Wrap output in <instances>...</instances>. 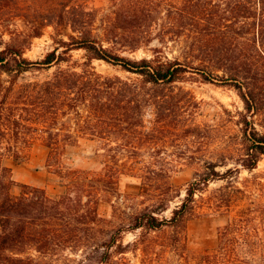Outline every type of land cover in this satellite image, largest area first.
Segmentation results:
<instances>
[{
  "label": "trees",
  "instance_id": "1",
  "mask_svg": "<svg viewBox=\"0 0 264 264\" xmlns=\"http://www.w3.org/2000/svg\"><path fill=\"white\" fill-rule=\"evenodd\" d=\"M171 15L180 21L160 27L98 26V12L83 3L71 6L70 1L51 0L46 6L43 0H0V264H42L31 250L43 259L68 249L94 252L101 246L113 247L117 235L104 242L98 234L105 221L99 205L109 184H118L116 175L125 170L142 179L140 194L152 202L134 213L130 230L184 231L191 219L227 214L218 244L203 252L199 264H258L244 256L255 260L262 251L238 249V233L253 228L254 212L249 208L246 218L233 214L234 203L246 194L236 185L241 168L222 173L217 168L226 163L208 161L172 216L161 217L175 190L169 173L158 171V164L164 166L167 160L154 154L145 159L140 149L153 147L160 134L201 138L204 127L198 120V102L179 86L200 75L203 81L236 88L245 102L247 113H241L240 121L244 149L237 163L249 171L258 167L264 155V132L251 118L260 115L264 122V0H184ZM149 16L141 11L125 17ZM50 26L58 33L72 32L68 39H55V48L44 58L26 57L30 41L42 37ZM154 41L160 46L151 49V58L133 59L118 51L135 52ZM172 44L178 54L162 57ZM74 51H85V61H75ZM95 60L119 66L132 76L103 74L96 70ZM54 66L55 71H42ZM4 74L8 79L1 78ZM150 111L154 119L148 129ZM81 139L103 146L108 158L104 173L61 164L66 148ZM38 143L49 149L51 166H56L65 185L60 196L18 183L6 165L10 158L25 161ZM111 159L117 163L111 165ZM122 160L126 161L119 165ZM217 181L227 185L205 196ZM17 185L22 188L18 195L12 193Z\"/></svg>",
  "mask_w": 264,
  "mask_h": 264
},
{
  "label": "rangeland",
  "instance_id": "2",
  "mask_svg": "<svg viewBox=\"0 0 264 264\" xmlns=\"http://www.w3.org/2000/svg\"><path fill=\"white\" fill-rule=\"evenodd\" d=\"M32 1L34 3V0ZM66 1H70L71 6L83 3L90 9L96 10L98 26L144 23L154 27L179 22L180 20L173 18L171 14L175 6H180L184 2V0ZM43 3L49 6L51 0H43ZM141 11L148 12L150 16L147 19L125 17L128 13ZM121 15L126 19L120 18ZM125 21L128 22L125 23ZM71 32V29H66L58 33L52 26L46 28L42 37L30 41L25 56L31 60L44 58L48 52L55 48V39L61 37L68 39L66 35ZM9 38L7 35L5 40H9ZM159 46L158 41H154L150 46H145L135 52L126 48L118 51L133 59L151 58L154 56L151 49ZM176 49L172 44L165 48L161 55L164 58H173L178 54ZM84 55L85 51L73 52L75 61H85ZM93 64L96 70L103 74L132 76L119 66L102 60H95ZM56 69L57 66H54L50 70L42 71H55ZM44 75L45 73L41 74V78ZM1 78L8 79V75L4 74ZM221 83L203 81L200 75L189 78L187 82L179 83L180 87L189 91V97L193 98L194 102H198V120L204 127L200 139L177 137L172 133L160 134V139L153 147H143L140 149V153L145 159H149L154 154L167 160L163 164L164 166L158 164V171L165 170L169 173L175 190L170 197L168 211L159 215L161 217L170 218L172 216L173 210L185 198L190 182L198 174L204 172L208 161L226 163L227 165L222 164L217 168L222 173L232 167L241 168L236 185L244 189L246 194L234 203L233 214H243V217L246 218L249 208L254 212H251L253 228L238 233L237 240L240 242L238 249L245 251L259 249L262 253L254 258L255 260L251 259L248 254L244 257H248V261L252 263H264V155H262L258 167L253 171L243 169L237 163V159L244 149L242 125L240 124L241 113H247V110L245 102L236 88ZM153 119L154 116L150 111L147 115L148 129L153 127L151 123ZM251 119L256 121L258 130L264 132L262 117L257 115ZM102 147L97 141L81 139L78 144L66 148L64 156L61 158V164L72 169L104 173L108 169L105 163L108 158L104 156L106 151ZM111 160V165L117 163L116 160ZM125 161L122 160L118 163L123 165ZM52 164L54 163L49 161V149L41 143L32 147L25 161H16L13 158L6 160V165L12 169L15 181L43 188L50 196L57 197L64 194L66 188L62 178L56 172V166H51ZM116 177L119 180L118 184H109L106 197L99 205V213L105 221L98 233L104 242H109L113 235H117L116 244L111 248L101 246L94 252H89L86 249L58 251L43 259L40 258L39 253L31 250L30 252L38 260H41L42 264H100L99 259H107L108 262L105 264H199V257L203 252L218 244V231L227 224L229 219L227 214L208 220L191 219L184 231L172 227H165L157 231L130 230L131 217L134 213L151 205L152 202L140 194L142 179L136 174H128V171L125 170V172L118 173ZM226 185V181L212 182L204 195L209 196L216 189ZM21 190L19 185L14 186L12 193L18 195ZM197 198L199 199L200 196L197 195ZM243 211L245 213H241Z\"/></svg>",
  "mask_w": 264,
  "mask_h": 264
}]
</instances>
